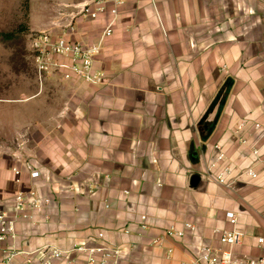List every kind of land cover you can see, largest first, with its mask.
<instances>
[{
  "label": "crops",
  "instance_id": "crops-1",
  "mask_svg": "<svg viewBox=\"0 0 264 264\" xmlns=\"http://www.w3.org/2000/svg\"><path fill=\"white\" fill-rule=\"evenodd\" d=\"M86 1L38 0L36 31L97 42L110 15L85 20ZM123 2L95 62L104 82L47 81L40 121L0 156V212L12 213L15 194L31 186L52 201L36 226L19 222L17 249L104 244L123 250L121 264H194L202 246L224 248L216 230L236 229L235 257H263L264 0ZM215 145L234 178L254 167L257 179L219 185L220 167L209 170ZM27 164L41 176L17 184L13 168ZM186 223L195 231L151 246Z\"/></svg>",
  "mask_w": 264,
  "mask_h": 264
},
{
  "label": "built area",
  "instance_id": "built-area-1",
  "mask_svg": "<svg viewBox=\"0 0 264 264\" xmlns=\"http://www.w3.org/2000/svg\"><path fill=\"white\" fill-rule=\"evenodd\" d=\"M123 4V0H87L80 6L78 15L85 20H97L105 13L110 15L106 27L95 43L74 40L68 32L57 34L39 31L31 35L29 51L35 77L41 89L49 80L81 82L90 86L101 85L104 82L105 76L95 68V62L105 41L113 34L119 8ZM243 127L244 124L240 125V129ZM255 128L259 129L260 125H255ZM241 144L246 145L247 141L242 140ZM215 149L217 157L209 166V170L212 172L220 167L215 174V180L219 185L233 189L235 182L242 177L257 179L258 174L254 167L246 169L234 178L229 159L222 147L215 145ZM251 152L255 157L259 156V150ZM25 173L32 182L41 176V173L30 164L23 168L14 167L13 174L17 184L23 183ZM51 202V199L41 197L35 186H31L28 190H19L15 194L12 213L0 212V250L4 254L0 264H121L123 250L104 244H76L68 250L44 246L32 251H19L16 247L19 222L24 220L36 226L37 217L45 214ZM226 217L235 227L238 221L236 216L227 213ZM146 219L145 216L141 217L144 222ZM186 231L194 232L195 226L186 223L183 230L172 226L162 236L154 238L151 246L164 249L167 240L183 238ZM215 233L224 248L202 246L194 264H264V256L259 259L235 257L233 250L242 244L243 233L236 229L216 230ZM103 237L102 233L98 234L100 240ZM259 243L263 244L264 240L259 239ZM167 252L170 255L173 249L168 248ZM19 258L21 261L17 262Z\"/></svg>",
  "mask_w": 264,
  "mask_h": 264
},
{
  "label": "rangeland",
  "instance_id": "rangeland-1",
  "mask_svg": "<svg viewBox=\"0 0 264 264\" xmlns=\"http://www.w3.org/2000/svg\"><path fill=\"white\" fill-rule=\"evenodd\" d=\"M36 2L0 0V156L25 140L19 133L27 122L40 121L41 88L29 51L31 35L40 25Z\"/></svg>",
  "mask_w": 264,
  "mask_h": 264
},
{
  "label": "water",
  "instance_id": "water-1",
  "mask_svg": "<svg viewBox=\"0 0 264 264\" xmlns=\"http://www.w3.org/2000/svg\"><path fill=\"white\" fill-rule=\"evenodd\" d=\"M207 129H208V128H207ZM212 130H213L212 128L209 129V135L212 133Z\"/></svg>",
  "mask_w": 264,
  "mask_h": 264
}]
</instances>
